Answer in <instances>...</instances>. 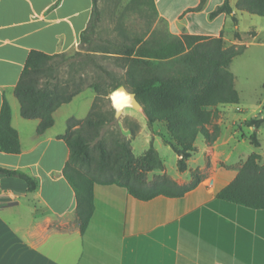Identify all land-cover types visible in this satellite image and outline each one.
Here are the masks:
<instances>
[{
  "label": "crops",
  "instance_id": "obj_1",
  "mask_svg": "<svg viewBox=\"0 0 264 264\" xmlns=\"http://www.w3.org/2000/svg\"><path fill=\"white\" fill-rule=\"evenodd\" d=\"M56 1L0 0V108L5 99L21 147L18 154L0 151V167L24 171L38 182L29 191L23 179L0 172V264H264V210L216 199L250 153L264 160V124L257 131L260 146L238 156L236 146L247 138H236L228 129L211 145L195 140L186 170L170 176L186 184L192 171H199L200 182L182 197L141 201L124 187L95 184L94 209L80 231L75 193L62 174L68 148L59 135L69 118L87 116L96 92L83 97L81 91L58 107L53 125L42 134L36 133L38 119L21 116L14 94L31 50L64 57L96 40L101 13L97 6L94 15L92 0ZM200 1L153 0L156 20L149 33L163 21L171 35L226 39L237 23L225 13L209 16L224 0H204L201 9L190 10ZM231 7L235 15L237 8ZM75 100L86 107L84 112L71 109ZM245 128V135L251 133L252 128Z\"/></svg>",
  "mask_w": 264,
  "mask_h": 264
},
{
  "label": "trees",
  "instance_id": "obj_2",
  "mask_svg": "<svg viewBox=\"0 0 264 264\" xmlns=\"http://www.w3.org/2000/svg\"><path fill=\"white\" fill-rule=\"evenodd\" d=\"M146 1L156 15L153 0ZM92 3L93 13L98 16L97 0ZM203 4L204 0H201L190 10H199ZM235 6L264 17V0H237ZM221 13L230 15L233 22L237 21L229 0H224L209 16L213 18ZM244 49V45L225 46L221 35H171L153 31L149 37L132 38L123 46L125 84L141 104L147 125L152 128L155 123L164 124L168 134L164 143L178 156L179 171L186 170L199 134L207 145L220 136L221 128L216 123L217 106L239 102L230 64ZM62 56L31 50L14 88L21 116L39 120L37 134L53 125V112L58 107L70 102L84 89L82 78L78 81L73 77L59 80L60 63L53 61ZM102 84L101 81L94 82L88 87L99 95ZM108 85L113 91L122 84L110 80ZM114 120L111 118L110 123ZM107 121L109 118L97 109L94 102L84 119L69 118L64 134L59 135L68 148L62 174L74 190L76 215L82 233L94 209L95 184H115L126 188L134 198L147 201L158 195L182 197L201 180L198 170L192 171V179L186 184L177 183L164 172L147 180L148 172L164 171V162L152 142L143 154L136 156L129 139L120 130L104 135ZM241 124L252 128L251 133H241V137L259 147L257 131L264 124V106L260 116L246 118ZM130 130L134 136L138 128ZM20 149L18 132L11 125V109L4 99L0 108V151L18 154ZM0 172L23 179L29 191L38 186L36 178L24 171L0 167ZM216 199L264 210V160L259 153L248 155L233 180L217 193Z\"/></svg>",
  "mask_w": 264,
  "mask_h": 264
},
{
  "label": "rangeland",
  "instance_id": "obj_3",
  "mask_svg": "<svg viewBox=\"0 0 264 264\" xmlns=\"http://www.w3.org/2000/svg\"><path fill=\"white\" fill-rule=\"evenodd\" d=\"M235 1L237 0H229L230 5L234 6ZM97 6L101 16L96 27V40H92L87 47L81 45L80 48L72 49L64 57L53 61L60 63L57 71L59 80L73 77L78 81L82 78L81 84L85 91L83 97L88 95V91H94L88 85L103 82L101 94L95 96L93 103L95 102L97 109L109 118L103 130L104 135L108 136L111 131L120 130L129 139L132 152L136 156L143 154L149 148L151 141L164 162L165 173L168 176H176L179 172L177 155L169 145L163 142L164 138L162 140L167 133L164 124L155 123L150 128L142 108L125 107L121 115L115 117V109L109 96L110 80L118 81L130 90L125 84L126 64L125 56L121 52L122 48L129 44L132 38L149 37L156 15L146 0H97ZM159 6L162 8V3ZM235 13L237 28L226 33L224 44L225 46H245L242 54L235 56L230 64L240 99L237 104L217 106L216 123L224 136L228 129L236 138H239L241 133L248 132L241 121L245 118L260 116L264 106V17L238 9ZM153 32L168 33L166 24L159 21ZM78 101L75 100L71 104V109L77 108V113L84 112L86 107ZM126 111L134 112L135 116L126 114ZM111 118L115 119L113 123H110ZM136 127L138 131L133 136L130 129ZM260 134L264 143L263 126ZM202 140L199 134L196 142L199 143ZM251 149L255 150L249 140L245 139L237 144L234 155L246 154ZM158 173L160 171L148 172L147 180L153 179Z\"/></svg>",
  "mask_w": 264,
  "mask_h": 264
},
{
  "label": "water",
  "instance_id": "obj_4",
  "mask_svg": "<svg viewBox=\"0 0 264 264\" xmlns=\"http://www.w3.org/2000/svg\"><path fill=\"white\" fill-rule=\"evenodd\" d=\"M109 96L115 109V117L120 116L125 107L142 108L135 93L128 90L124 85L115 88Z\"/></svg>",
  "mask_w": 264,
  "mask_h": 264
}]
</instances>
